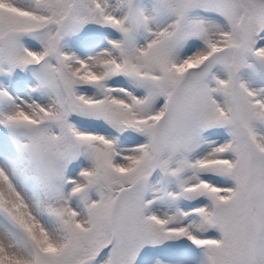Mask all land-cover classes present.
<instances>
[{"label":"snow or ice","instance_id":"6c2138e0","mask_svg":"<svg viewBox=\"0 0 264 264\" xmlns=\"http://www.w3.org/2000/svg\"><path fill=\"white\" fill-rule=\"evenodd\" d=\"M0 264H264V0H0Z\"/></svg>","mask_w":264,"mask_h":264}]
</instances>
